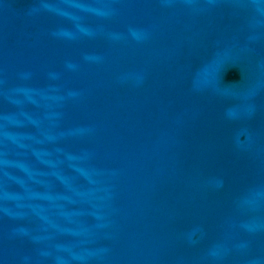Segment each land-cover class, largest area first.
I'll use <instances>...</instances> for the list:
<instances>
[{"label": "water", "instance_id": "water-1", "mask_svg": "<svg viewBox=\"0 0 264 264\" xmlns=\"http://www.w3.org/2000/svg\"><path fill=\"white\" fill-rule=\"evenodd\" d=\"M0 264H264V0H0Z\"/></svg>", "mask_w": 264, "mask_h": 264}]
</instances>
